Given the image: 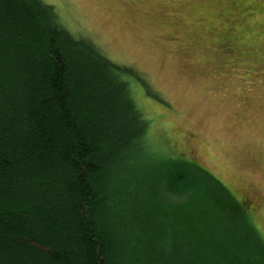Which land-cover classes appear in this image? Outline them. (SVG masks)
<instances>
[{
    "label": "trees",
    "instance_id": "obj_1",
    "mask_svg": "<svg viewBox=\"0 0 264 264\" xmlns=\"http://www.w3.org/2000/svg\"><path fill=\"white\" fill-rule=\"evenodd\" d=\"M129 77L138 80L63 29L52 6L0 0V264H264L245 210L226 214L228 190L201 168L211 196L182 224L195 236L167 237L176 215L152 188L139 192L148 121ZM163 179L187 190L194 176Z\"/></svg>",
    "mask_w": 264,
    "mask_h": 264
},
{
    "label": "rangeland",
    "instance_id": "obj_2",
    "mask_svg": "<svg viewBox=\"0 0 264 264\" xmlns=\"http://www.w3.org/2000/svg\"><path fill=\"white\" fill-rule=\"evenodd\" d=\"M41 1L74 38L90 41L138 78L128 81L148 121L136 152L148 164L139 192L152 188L163 212L177 217L165 228V217L158 219L145 198L159 232L167 229L176 241L194 238L184 225L195 220L188 208L195 211L199 196L201 202L211 196L209 173L232 196L224 200L225 213L245 210L264 244V0ZM172 170L193 174L187 190L163 179ZM234 221L229 231L238 237ZM259 253L264 259V250Z\"/></svg>",
    "mask_w": 264,
    "mask_h": 264
},
{
    "label": "flooded vegetation",
    "instance_id": "obj_3",
    "mask_svg": "<svg viewBox=\"0 0 264 264\" xmlns=\"http://www.w3.org/2000/svg\"><path fill=\"white\" fill-rule=\"evenodd\" d=\"M245 200H246V199H245V198H243V199L240 201V202H241V204H242V205H244V206H245V204H246V203H245V202H246Z\"/></svg>",
    "mask_w": 264,
    "mask_h": 264
},
{
    "label": "water",
    "instance_id": "obj_4",
    "mask_svg": "<svg viewBox=\"0 0 264 264\" xmlns=\"http://www.w3.org/2000/svg\"><path fill=\"white\" fill-rule=\"evenodd\" d=\"M101 262V261H100Z\"/></svg>",
    "mask_w": 264,
    "mask_h": 264
}]
</instances>
